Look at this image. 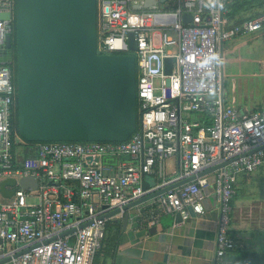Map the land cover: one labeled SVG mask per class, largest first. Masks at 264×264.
Wrapping results in <instances>:
<instances>
[{
  "label": "built area",
  "instance_id": "built-area-1",
  "mask_svg": "<svg viewBox=\"0 0 264 264\" xmlns=\"http://www.w3.org/2000/svg\"><path fill=\"white\" fill-rule=\"evenodd\" d=\"M233 1L96 0L97 53L135 58L138 123L125 142L27 148L13 129L12 60L0 59V183L15 182L6 187L9 198L0 195V264H94L114 217L108 214L162 189L149 200L151 218H200L211 194L218 210L213 264H243L229 258V228L237 179L264 170V108L244 112L225 101L223 46L264 29V13L230 23L224 7ZM14 6L0 0L1 13L12 16ZM12 33V18L0 20V57ZM105 156L118 160L116 172L99 163ZM170 158L178 171L143 190L144 178ZM24 177L37 188H22Z\"/></svg>",
  "mask_w": 264,
  "mask_h": 264
},
{
  "label": "water",
  "instance_id": "water-1",
  "mask_svg": "<svg viewBox=\"0 0 264 264\" xmlns=\"http://www.w3.org/2000/svg\"><path fill=\"white\" fill-rule=\"evenodd\" d=\"M15 11L0 12V20L15 27V84L17 135L25 143L125 142L136 131V63L132 54L97 53L96 0H14ZM190 16L183 17L184 23ZM128 48L135 49L132 33ZM11 61L12 36L5 39ZM170 72V60H166ZM213 167L204 173L217 169ZM185 181L179 183L183 184ZM13 179L0 183V195L9 198ZM154 181L145 177L142 189ZM37 188L31 177L19 180ZM164 189L147 194L122 208L149 201ZM121 214L115 209L108 216Z\"/></svg>",
  "mask_w": 264,
  "mask_h": 264
},
{
  "label": "crops",
  "instance_id": "crops-1",
  "mask_svg": "<svg viewBox=\"0 0 264 264\" xmlns=\"http://www.w3.org/2000/svg\"><path fill=\"white\" fill-rule=\"evenodd\" d=\"M245 15L246 13L241 12L235 15L236 21L229 18L228 20L235 24L254 17L245 18ZM256 33L254 38H263L260 49L264 55V29ZM240 36L226 42L223 50L226 44L228 47V43L233 44ZM229 103L247 112L245 106L235 104L233 97ZM192 118L198 119L197 116ZM117 162L118 160L109 156L99 160L102 166L109 168L110 173L117 171ZM176 171H178V159L170 158L157 165L150 179L156 182L171 176ZM262 189H264V170L251 175H242L237 179L229 228L230 238L234 242V250L229 258L233 261L237 259L236 262L243 264H264ZM150 203L146 201L130 209L126 223L123 214H117L109 221L118 224L117 239L113 246H107L98 255L96 254L94 264H213L218 210L211 194L205 202V214L200 218H190L186 221H182L177 213H158L151 218ZM114 231L113 227L110 231L111 236L114 235Z\"/></svg>",
  "mask_w": 264,
  "mask_h": 264
},
{
  "label": "rangeland",
  "instance_id": "rangeland-1",
  "mask_svg": "<svg viewBox=\"0 0 264 264\" xmlns=\"http://www.w3.org/2000/svg\"><path fill=\"white\" fill-rule=\"evenodd\" d=\"M263 12L264 4L254 7L245 18ZM256 34L241 35L223 50L225 101L230 102L233 97L235 104L245 106L247 112L264 108V55L260 49L263 38H254Z\"/></svg>",
  "mask_w": 264,
  "mask_h": 264
},
{
  "label": "trees",
  "instance_id": "trees-1",
  "mask_svg": "<svg viewBox=\"0 0 264 264\" xmlns=\"http://www.w3.org/2000/svg\"><path fill=\"white\" fill-rule=\"evenodd\" d=\"M263 4H264V0H235V1L231 2L230 4H228L224 7V13H225V16L227 18L236 21V19H235L236 14L241 13V12L247 13V12L251 11L254 7H260V6H263ZM14 11H15V6H14L13 13H14ZM240 22H235V24L240 23ZM12 23H13V33L11 35L12 36L11 60H12V70H13V74L15 76V37H14L15 27H14L13 21H12ZM13 129L17 132V104L15 105V109L13 112ZM34 145H35V143H25V146L27 148H30ZM113 227L115 229V231H114L115 233H114V235L111 236L110 231ZM117 230H118V224H116L114 222H108L107 223L106 230H105V237L102 241L101 249L98 251L97 255L105 247L113 246L115 244V240L117 239V233H118ZM236 261H237V259H236Z\"/></svg>",
  "mask_w": 264,
  "mask_h": 264
}]
</instances>
